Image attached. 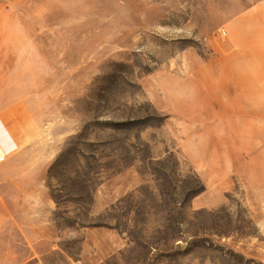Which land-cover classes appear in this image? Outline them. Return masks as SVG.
<instances>
[{
  "label": "rangeland",
  "instance_id": "rangeland-1",
  "mask_svg": "<svg viewBox=\"0 0 264 264\" xmlns=\"http://www.w3.org/2000/svg\"><path fill=\"white\" fill-rule=\"evenodd\" d=\"M260 3L0 0V264H264Z\"/></svg>",
  "mask_w": 264,
  "mask_h": 264
},
{
  "label": "crops",
  "instance_id": "crops-1",
  "mask_svg": "<svg viewBox=\"0 0 264 264\" xmlns=\"http://www.w3.org/2000/svg\"><path fill=\"white\" fill-rule=\"evenodd\" d=\"M235 22L237 27L244 28L243 33L239 36L245 37V40H243V45L231 40L233 46H238L237 57L242 64V68L236 69L237 72L233 73V81L237 82V90L245 95L249 105L264 108V4L256 5L243 18L236 19ZM235 75H237L236 79ZM2 131L3 133L0 135V169L8 163L10 157L13 156L12 153L17 150L7 129L4 128Z\"/></svg>",
  "mask_w": 264,
  "mask_h": 264
}]
</instances>
